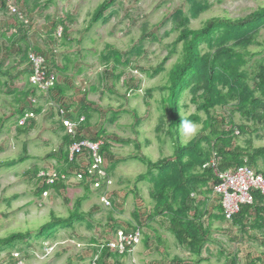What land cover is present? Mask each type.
I'll list each match as a JSON object with an SVG mask.
<instances>
[{
  "label": "rangeland",
  "instance_id": "1",
  "mask_svg": "<svg viewBox=\"0 0 264 264\" xmlns=\"http://www.w3.org/2000/svg\"><path fill=\"white\" fill-rule=\"evenodd\" d=\"M14 1L18 8L29 15L32 24V28L26 33L15 34V39L18 38L17 46L40 49L50 70L56 72L55 75L60 80L72 86V90L69 89L66 93L79 99V102L83 98L87 99L96 108L97 112H92L91 117L98 125L107 129L113 142L111 155L106 159L109 165L114 164V160H119L110 171L114 181L112 188L117 196L124 199L122 210L111 211L109 207L105 209L99 206L98 194L92 191L81 203V211L89 213L85 221L74 223L71 228L57 229L47 237H36V230L49 221V213L67 216L73 201L83 195V189L71 182L62 195L49 191L46 198H40L36 194L38 185L35 169H40L39 172L45 169L47 172L52 171L54 163L50 154L59 148L60 132L51 128L50 120L44 118V113L34 118V126L28 131H16V109L19 107L17 98L21 94L19 91L23 90L21 83H26L21 69L25 64V57H20L18 48L14 53L3 52L2 58L0 57V237L30 231L31 236L17 244V255L20 258L18 264H93L90 257L92 247L104 243L107 238L109 229L105 224L109 226L108 218L131 220V210L136 207H141L143 211L146 209L144 213H149L152 209L148 196L149 185L147 182L137 183L134 180L137 174L145 172V166L137 160H124V157L135 152L134 144L139 145L140 151L152 161L172 154L173 140L166 132L167 113L163 115L162 130L158 132L155 128L162 114L160 97L165 94L159 87L166 82V71L179 56V46L164 64V71L152 78L149 72L163 59L176 37L170 16L178 8L186 13L189 4L186 0H113L112 6L104 13L105 21L91 24L90 15L103 0ZM201 1H206L209 9L197 18L190 19V28L200 27L211 17L238 18L264 6V0ZM0 12V32L3 27L8 33L10 29L5 25L9 19L2 14V10ZM63 27L67 28V36L71 41L66 45L57 36V31ZM256 41L264 45V28L259 30ZM106 44L122 55L127 54L129 64L126 65L125 62L114 68L111 67L112 63L104 66L100 56L106 50ZM247 50L254 54L248 63V69L256 61L262 60L264 63L263 47L250 45ZM138 51L140 54L136 53ZM51 61L59 68L63 63H68V69L57 73L50 65ZM102 72L103 77L100 74ZM254 84L255 82H250V85ZM130 86L138 89L129 91ZM149 89L150 97H144L145 91ZM189 99L190 96L185 91L180 99L182 117L195 112V105L190 104ZM114 110L119 115L110 124L107 118ZM230 111H233L231 104L225 108H216V114L224 116H229ZM199 115L203 117L202 113ZM243 120L234 112L233 122L236 125L245 123L254 128L250 122ZM256 130L250 135L238 133L236 143L243 146L244 141L249 138L252 139L253 147L263 146L264 127ZM178 137L182 143L188 142L180 133ZM23 145L30 158L10 167L3 166L4 162L22 154ZM134 186L138 192L132 189ZM142 217V228L146 236L151 237L149 243L144 245L142 241L124 257L107 255L96 264H170L174 257L187 260L185 264L196 261L168 233L165 222L160 225L159 218L150 222ZM154 230L161 237V243H158ZM261 237L260 233L242 234L238 228L224 221L214 222L201 256L204 260L200 264H228L233 257L237 264H245L251 257H260L256 264H264V240ZM7 259V253L3 250L0 253V264L9 263Z\"/></svg>",
  "mask_w": 264,
  "mask_h": 264
},
{
  "label": "trees",
  "instance_id": "2",
  "mask_svg": "<svg viewBox=\"0 0 264 264\" xmlns=\"http://www.w3.org/2000/svg\"><path fill=\"white\" fill-rule=\"evenodd\" d=\"M186 1L189 4L186 13L178 8L170 16L173 23L172 30L177 33L175 39L170 43L163 59L149 72L152 78L164 71V64L179 46V56L166 71V82L159 87L161 91H165V94L160 97L162 114L158 119V126L155 128L158 132L162 130L164 127L163 115L167 113L166 132L173 140L172 154L152 161L140 151L139 145L134 144L135 152L128 154L124 160H137L146 168L143 174H137L134 178L137 183L144 181L149 185L148 195L152 201V209L147 213L146 219L151 222L154 221L153 219L159 218L158 223L160 225L166 223L167 231L175 238L176 242L196 258L197 262L192 264H200L204 260L201 256L206 248L214 222L224 221L228 225L238 228L242 234L253 232L259 235L260 233L262 240H264V202L260 192L258 190L251 191L252 203L240 206L237 213L227 218L218 202V197L213 192L217 179L212 168L211 166L203 168V165L211 159L214 152L218 171L233 170L241 165H247L257 169L256 171L264 177V145L253 147L252 139L248 138L242 146L236 143L235 139L238 137L234 135V129H237L240 135H250L257 132V128L264 127V63L262 60L256 61L250 67L252 70L248 69V63L254 54L247 50L250 45H258L264 48L263 43L256 41L259 30L264 28V6L238 18L211 17L206 19L200 27L190 28V19L205 13L209 9V5L206 1L201 0ZM15 4L17 3L15 2ZM112 4L113 0H103L97 5L90 15V23L105 21L104 13L109 10ZM1 10L2 14L9 19L8 24L5 25L7 29L17 28L13 27L12 22L16 23L18 20L15 15L5 11L3 0H0ZM17 26L19 27L17 32H23V25L17 23ZM54 29H56L55 26ZM14 32L12 31L11 35L7 36L6 28L2 27L0 54L8 51L17 52L18 48L20 57H25L26 62L30 51L40 52L39 49L17 46L18 40L15 42ZM61 32L62 35L59 37L62 38V43L69 44L71 41L67 36V28L63 27ZM105 49L100 56L104 66L112 63L111 67L114 68L125 62L126 65L129 64L127 54L122 55L108 44L105 45ZM136 53L140 54V51ZM51 64L57 73H63L68 69V63H63L61 68L56 66L54 61H51ZM47 72L48 74H56L50 69H47ZM29 74L27 68L25 78L28 85L19 91L21 94L17 98L19 107L16 109L18 113V120L15 122L16 131L21 133L34 126L35 119L30 117L26 118L22 124L19 123L25 113H44V118L50 120L51 128L55 132H60L59 148L50 154L54 163L52 165L55 174L53 182L46 184L44 182L46 176H38L40 169H35L38 185L36 194L41 196L43 191L51 190L55 194L62 195L71 185L70 183L74 181L83 189V195L73 201L67 216L60 217L53 212L49 213V221L36 230V237L39 238L41 236L47 237L60 228H71L74 223H81L89 216V213L81 211V203L90 195V185L95 180V176L89 174L85 168L80 167L79 153H76L71 161L68 160V147L72 143L86 138L87 135L93 140L104 139L100 147V154L102 155L110 156L112 145L108 142L111 137L105 127H99L92 134L85 133V130L89 131L90 128L87 125L91 113L97 111L92 108L93 103L87 99L83 98L79 102V99L66 96V91L72 90V86L59 83L57 75H55L54 83L48 93L49 96L55 94L59 97L57 102L60 106L58 107H63L66 110L64 117H70L74 122H77L74 133L66 131L62 125L61 116L58 115V112L52 111V106L47 105L44 112L42 111L45 105L37 106L34 109L30 107L27 102L36 98L38 92L37 87L29 82ZM100 74L102 75L104 72ZM250 82H255V84L250 85ZM1 87L2 84L0 83V89ZM128 88L129 91L138 89L134 86ZM91 90L93 91V88ZM185 91L190 96V104L195 105V112L186 116L200 125V132L195 139L182 143L178 137V125L181 118L184 117L180 116V99ZM150 93V89L145 91L144 97H150ZM50 98L56 97L51 96ZM230 104L233 106V111H230L229 116L216 114V108H225ZM234 112H237L244 119L243 121L250 122L254 128L252 129L245 123L236 125L233 122ZM200 113L203 114V117L199 115ZM118 115V111H111L107 121L110 124L115 122ZM81 116L84 119L79 121ZM96 124L93 126L97 127ZM22 147V154L15 159L4 162L3 166L10 167L30 158L26 152V146L23 145ZM118 163V159L114 160V164L112 163L108 167L109 172ZM257 166L259 167L257 168ZM42 171L47 172V169ZM76 172L82 173L81 179L77 181ZM133 190L138 192L135 186ZM192 193L195 197H191ZM134 195L136 196V193ZM117 199L119 198L116 194L110 197L111 211L122 210L123 202L117 201ZM64 200L68 202L66 198ZM206 206H210V209H206ZM94 207L98 208L96 205ZM130 215L131 220L122 221L128 224L130 229L134 228L130 222L134 221L139 226V209L136 207V209L131 210ZM108 219L109 226L106 224L105 226L114 232L117 231L119 221L113 218ZM214 228L216 230V227ZM154 234L158 243H161V237L157 230H154ZM30 236V231H19L0 237V251H6L9 261L6 264L16 261L11 252L13 250L19 252L17 244ZM148 243L149 237L144 238V245ZM105 255L116 257V254L110 253L104 247L100 250L99 258L96 261L100 263L101 259L106 258ZM260 259V257H251L245 264H256ZM186 262L188 261L174 257L170 264H185ZM228 264H237L236 259L231 258Z\"/></svg>",
  "mask_w": 264,
  "mask_h": 264
},
{
  "label": "built area",
  "instance_id": "3",
  "mask_svg": "<svg viewBox=\"0 0 264 264\" xmlns=\"http://www.w3.org/2000/svg\"><path fill=\"white\" fill-rule=\"evenodd\" d=\"M5 9L8 14L15 15L18 22L23 24L28 23L26 14L22 12L18 6L15 4L14 0H3ZM29 60L31 62V68L33 73L30 77V81L37 85L40 89H45L48 85H51L50 80H45V70L43 66L42 57L30 54ZM51 79V77H50ZM58 115L61 116L62 125L69 133H74L77 128V122H74L70 117H64L66 110L63 107L57 109ZM83 120L82 117L79 121ZM101 141H91L87 138H83L78 142L72 143L68 147V160H72L76 153L80 157L85 159L82 168H85L89 174L95 176L93 180L92 187L98 189L101 187V182L105 181V185L109 186L112 183L111 178H109L105 172V163L99 155V147ZM85 152V153H84ZM82 172V171H81ZM81 172H76V181L81 179ZM38 176H46L44 182L46 184H51L53 182V177L55 176L52 169L51 172H39ZM218 178L221 179V184L215 189L223 194L222 207L229 217L233 212L236 211L237 205L239 203H249L251 201L250 190L254 188H259L264 194V183L260 176H256L247 167H239L233 172L218 173ZM101 181V182H100ZM47 191L42 192V196H46ZM104 206H109V200L107 196L100 198ZM140 231L138 229L133 231H117L113 238L103 243L99 246V250L106 247L108 250L123 255L125 252H130L133 250L134 246L139 242ZM13 257H16L15 253H12ZM96 256L93 259V264H95ZM19 260H16L12 264H18Z\"/></svg>",
  "mask_w": 264,
  "mask_h": 264
},
{
  "label": "clouds",
  "instance_id": "4",
  "mask_svg": "<svg viewBox=\"0 0 264 264\" xmlns=\"http://www.w3.org/2000/svg\"><path fill=\"white\" fill-rule=\"evenodd\" d=\"M20 9V8H19ZM21 10V9H20ZM5 11H6V9H5ZM22 11V10H21ZM7 12V11H6ZM22 12H24L25 14H26V18L28 19V23L27 24H23V23H21V22H12V25H13V27H17V28H19L18 26H17V23H19V24H21V25H23V27H22V31L24 32V33H26L27 32V30H30L31 28H32V24H31V21H30V17H29V15L25 12V11H22ZM17 28H13V30H11L10 29V31L12 32V31H15L14 32V34H18V32H17ZM61 30L62 29H59V31H57V36H60L61 35ZM40 50V49H39ZM30 54H35V55H38V56H40V57H42V59H43V66H44V70H45V80H50L51 81V85H48L45 89H40L39 87H37V85H35V84H33L31 81H30V77H31V75H32V73H33V70H32V68H31V62H30V60H29V55ZM25 64L27 65V68H28V70H29V72H30V77H29V82L32 84V85H34L35 87H37L36 89H37V96H36V98H33V99H31L30 101H28L27 103H28V105L30 106V107H32L33 109L34 108H36L37 106H42V105H45L44 106V109H43V111L42 112H44L45 110H46V108H47V105L48 106H52V111L54 112V113H56L57 112V109L59 108L58 106H60L59 104H58V102H57V100L59 101V97H57L55 94H52L51 96H55L56 98H50L51 96H49V90H50V87L53 85V83H54V77H55V75L54 74H48V72H47V69H50L49 68V65H48V61H47V59H45V56H44V54H43V52H41V50H40V52L39 51H30L29 53H28V56H27V60H26V62H25ZM50 77H51V79H50ZM66 96H70L69 94H67ZM61 104V103H60ZM63 105V104H62ZM92 108H94V106L92 107ZM94 109H96V108H94ZM99 114V113H98ZM40 114H35V113H25V115L22 117V119H20L19 120V123L20 124H22L23 122H24V120L26 119V118H35L36 116H39ZM57 115V114H56ZM83 119H84V117L83 116H81ZM91 119H92V117L90 118V121H89V123L90 124H92V126L93 125H95V123H97V121H91ZM85 130V129H84ZM178 131H179V133H180V135L185 139V140H188V141H191V140H193V139H195L198 135H199V132H200V126L197 124V123H195V122H193L191 119H189V118H187V116H184L183 118H181V121H180V123H179V125H178ZM238 130L237 129H234V135H238ZM110 136V135H109ZM111 137V136H110ZM87 139H89V140H91V141H101V145H102V142H104V139L102 138V139H96V140H93V139H91V138H88V136L86 137ZM112 138V137H111ZM111 145L113 144V142L111 141V140H109L108 141ZM101 145H100V147H101ZM100 147H99V151H98V153H99V155L101 156V158H102V160L104 161V163H105V166H106V168H105V172H106V174H107V176L109 177V178H111V180H112V183H111V185H109V186H106L105 185V181H100L101 182V187L100 188H98V189H95V188H93L92 187V183H91V185H90V189H91V192L92 191H94V192H96L97 194H98V203L100 204L99 206L101 207V208H105V209H107V207H109L110 208V205H111V202H110V197H112V195L113 194H116V191L112 188L113 186V177H112V174H111V172H109V170H108V167H109V163H108V161H107V159H106V157L107 156H105V155H102V154H100ZM85 153V152H84ZM79 156V155H78ZM84 156V155H83ZM82 156V157H83ZM82 157H80V159H79V161H80V167L82 166V165H84V163H85V159L84 158H82ZM214 157H215V153L213 152V154H212V157H211V159L208 161V162H206L204 165H203V168H206V167H209V166H211V168H212V171H213V174H214V176H215V178L217 179V184L213 187V192H214V194L218 197V202L220 203V205H221V208H222V210L224 211V209H223V207H222V199H223V194L221 193V192H218V191H216V187L217 186H219L220 184H221V179L220 178H218V176H217V174L218 173H226V172H233L234 170H236L237 168H239V167H247L249 170H251L256 176H260L261 177V179H262V181H263V183H264V177L262 176V174L261 173H258L256 170L257 169H255V168H252V167H250V166H247V165H241V166H239V167H237V168H235V169H233V170H228V171H218V169H217V167H216V161H215V159H214ZM41 172V171H40ZM75 182V181H74ZM75 184H76V182H75ZM76 186H78V185H76ZM80 188H82V187H80ZM133 189V188H132ZM254 190H258L259 192H260V194L262 195V197H263V202H264V194L261 192V190L259 189V188H254V189H252V190H250V192H249V194H250V197H251V201L249 202V203H239L238 205H237V209H236V211L235 212H233L229 217H227V218H230L233 214H235V213H237L238 211H239V208H240V206H242V205H250L251 203H252V201H253V198H252V193H251V191H254ZM49 191H51V190H47V195L46 196H42V193H41V196H40V198H46L47 196H48V193H49ZM44 192V191H43ZM53 192V191H52ZM54 193V192H53ZM117 195V194H116ZM103 196H107V198H108V200H109V206H104L103 205V203L101 202V200H100V198L101 197H103ZM149 196V195H148ZM191 197H195V195H194V193H192V195H191ZM200 199H201V197L200 196H198ZM198 197H197V199H198ZM213 197V196H212ZM151 204H152V201H151ZM208 205H209V203H208ZM108 208V209H109ZM206 209H210V206H206ZM148 214L147 213H144L143 212V214H140V224H139V226H134V228H132V229H128V230H125L124 232H128V231H133V230H136V229H138L139 231H140V239H139V242L138 243H141L142 241L144 242V238H146L147 236L144 234V228H142V223H141V218H143L142 216H144L145 218H146V216H147ZM147 220V219H146ZM146 229H148L149 230V228L148 227H145ZM117 231H123V230H121V229H118ZM117 231H115L113 234H112V236H111V238H106V239H104V243H106L107 241H109L110 239H112L113 238V236H114V234L117 232ZM169 233V232H168ZM143 239V240H142ZM149 240H150V238H149ZM138 243L134 246V248H133V250L135 249V247L138 245ZM103 244V243H102ZM102 244H100V243H98L96 246H94V247H92V253H91V256L90 257H92V262H93V259H94V257L96 256V260L99 258V254H100V250H99V246L100 245H102ZM132 250V251H133ZM132 251H130V252H125L123 255H119V254H116V253H114V252H112V251H110L109 250V252L110 253H112V254H116L117 256L116 257H124L127 253H131ZM2 251H0V253H1ZM13 253H15L16 254V260H20V258L18 257V255H17V253H18V251L17 250H13L12 251ZM12 252H11V254H12ZM95 260V264L97 263V261ZM12 264V263H11Z\"/></svg>",
  "mask_w": 264,
  "mask_h": 264
},
{
  "label": "crops",
  "instance_id": "5",
  "mask_svg": "<svg viewBox=\"0 0 264 264\" xmlns=\"http://www.w3.org/2000/svg\"><path fill=\"white\" fill-rule=\"evenodd\" d=\"M11 33V31H9L8 33H7V36H9V35H11L10 34ZM12 37V36H11ZM10 37V38H11ZM16 41L18 40V38H16L15 39ZM7 46V45H6ZM0 47H2V46H0ZM2 56V54H0V57ZM21 69H22V73H23V75L25 76V73H27V65L26 64H24L22 67H21ZM57 77V81L59 82V83H63V84H67L65 81H62V80H60V78H58L59 76H56ZM21 84H23V89L25 88V87H27V85H28V83H21ZM69 84V83H68ZM20 90V89H19ZM68 94V93H67ZM70 102L73 104V102L70 100ZM70 102H69V104H70ZM91 121H94V118H92L91 119ZM96 126L97 127H94V126H92V124H90V123H88V125H87V127L89 128V131H87V130H85V133H88V134H92V133H94L95 131H96V129H98L99 127H102V126H100V125H98V123L96 124ZM87 128V129H88ZM88 136V135H87ZM118 198L119 199H117V201H122L123 202V197H120V195H118ZM139 209V214H143V212L144 211H146V209H144V211L142 210V208L140 207V208H138ZM147 213H148V211H147ZM119 221V228L118 229H123V230H128V229H130L128 226V224H126L124 221H126V220H124V221H121V220H118ZM130 225L131 226H136V223L133 221V222H130ZM111 227H113V226H111ZM109 230H108V233H107V238H111V236H112V234L114 233V231L113 230H111V228H108ZM109 234V235H108ZM144 234H145V231H144ZM146 235V234H145ZM150 238V240H151V237H149ZM105 256H107V255H105ZM117 256V255H116ZM108 257H109V255H108ZM112 257V256H111ZM119 257V256H118Z\"/></svg>",
  "mask_w": 264,
  "mask_h": 264
}]
</instances>
